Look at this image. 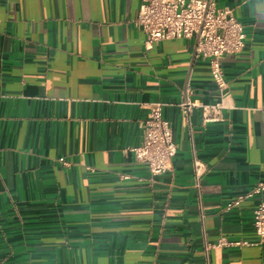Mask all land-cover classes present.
Segmentation results:
<instances>
[{
	"label": "crops",
	"instance_id": "obj_1",
	"mask_svg": "<svg viewBox=\"0 0 264 264\" xmlns=\"http://www.w3.org/2000/svg\"><path fill=\"white\" fill-rule=\"evenodd\" d=\"M215 2L246 36L205 121L180 104L220 101L208 61L146 43L141 0H0V264H264V191L224 209L264 180V0ZM153 102L177 146L160 175L129 150ZM221 237L248 244L206 249Z\"/></svg>",
	"mask_w": 264,
	"mask_h": 264
},
{
	"label": "built area",
	"instance_id": "obj_2",
	"mask_svg": "<svg viewBox=\"0 0 264 264\" xmlns=\"http://www.w3.org/2000/svg\"><path fill=\"white\" fill-rule=\"evenodd\" d=\"M136 25L144 32L146 43L168 39H193L194 57L207 60L213 80L221 92V99L215 104H197L186 100L180 104L187 117L191 109H202L205 121L221 118L226 94V82L223 76L221 59L228 54L239 53L245 45L243 25L234 17L231 9L217 6L215 0H141ZM163 103L153 102L148 105V113L142 124L140 144L131 147L135 159L145 164L152 175H160L172 170V160L177 146L169 121L162 116ZM259 109L264 111V105ZM67 164L64 158L58 159ZM194 187L198 190L206 165L194 159L192 163ZM264 191V180L259 181L250 191L238 195L226 203L225 210L239 205L244 199L259 195ZM253 228L264 242V200L257 202L253 209ZM247 241H230L224 237L209 247L246 245Z\"/></svg>",
	"mask_w": 264,
	"mask_h": 264
}]
</instances>
